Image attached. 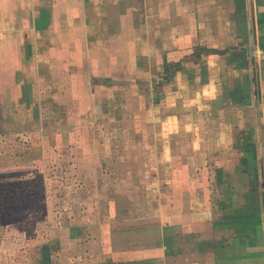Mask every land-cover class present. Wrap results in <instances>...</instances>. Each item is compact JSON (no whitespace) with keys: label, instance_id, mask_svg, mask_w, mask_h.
Masks as SVG:
<instances>
[{"label":"rangeland","instance_id":"374dc122","mask_svg":"<svg viewBox=\"0 0 264 264\" xmlns=\"http://www.w3.org/2000/svg\"><path fill=\"white\" fill-rule=\"evenodd\" d=\"M29 29L0 26V63L8 59L0 64V157L11 158L7 170L0 169V264H183L189 256L228 264L226 247L251 237L264 243L263 216L254 223L248 215L240 217L245 194L236 197L242 187L228 184L246 176L237 170V179L231 178L236 163L262 167L256 152L249 153L253 124L250 116L245 119L253 107L241 105L245 100L254 105L261 95L255 68L261 54L251 56L256 42H239L234 55L225 52L229 68L201 59L204 55L196 60L217 66L223 82L218 98L239 104L236 118L226 113L237 131L232 144L229 138L209 139V162L201 170L187 165L184 147L192 139L180 129L189 115L185 101L168 99L177 82L153 84L146 56L133 58L134 68L126 64V72L117 74L99 73L98 58H83L67 73L70 60L40 55L39 32ZM248 34L256 38L250 26ZM170 59L159 57L153 70L164 71ZM93 157L90 175L79 166ZM259 172L253 171L255 179ZM122 177L125 184L119 186ZM207 177L217 184L201 185ZM261 184L256 179L258 199L264 197ZM206 194L211 197L203 198ZM203 199H209L206 208L199 209ZM257 204L264 212V202ZM75 235L78 243L70 245Z\"/></svg>","mask_w":264,"mask_h":264},{"label":"crops","instance_id":"0c3cea01","mask_svg":"<svg viewBox=\"0 0 264 264\" xmlns=\"http://www.w3.org/2000/svg\"><path fill=\"white\" fill-rule=\"evenodd\" d=\"M0 24L7 26H26L28 24L29 31L39 32L37 51L49 60L51 58H66V62H68L69 59L71 66H64L65 70L69 69L67 73L72 72L71 67L80 64L83 58H98L100 60L98 63L99 73L104 69L105 72H126L128 67L134 68V66H129L132 59L143 54L150 63L152 83L156 84L158 77L161 80L170 65V62L167 65L164 63V66H167L164 71L163 69L153 70L155 66L159 65V57L165 56L167 60L169 57L174 62L188 58V61L184 62L185 68L175 72L169 82L170 86H175L173 84L177 83H175L176 88L168 93V99L181 98L185 101V111L189 115L184 120L187 124L180 129L186 131L187 138L192 139V142L188 140L189 143L184 147L185 152L189 155L187 165L193 164V167L201 168V170L207 168V161L209 162L207 159L210 155L207 146L209 139L212 138L213 141H216L217 137H220V140L229 138V145L232 144V137L236 136L235 132L237 131H234L235 129L231 126L234 119L231 121L226 113L229 112L233 116L231 118H236L237 111H239V107L236 106L239 104H231L230 102L233 101L229 97L218 98V94H221L220 91L223 88V82L219 79L222 74L216 72L217 66L207 65L204 62V64H196V59L189 58L191 56L188 53L189 46H193L195 51L198 48L208 49L209 54L203 50L200 58L204 56L201 59L219 61L221 68H229L230 63L225 61V52L231 49L233 52L231 51L229 54L234 55L236 54L234 52L238 50L235 47L239 42H246V45L256 42L253 43L256 48L255 52L251 51V56L255 53L261 54V57L255 55V57L259 56V59H255V68L261 73L256 76L259 78V83L261 80L259 87L261 95L258 103L250 105L249 101L245 100L241 105L246 102L243 105L245 108L253 107L252 113H247L245 119L248 121V116H250L254 127L250 132L252 141H250L249 149L252 151L249 153L256 152L262 167L260 168L255 163H249V161L245 164L236 163L235 169L230 170L231 178L237 179L235 174L237 170H245L246 176L243 179L239 178V181L236 182L230 181V179L231 183L228 184L242 187L243 192L237 190L236 197L245 194L243 203L247 208L240 214V217L248 215V220H252L253 223L259 215L264 218V212L257 204L264 202V197L258 199L254 190L256 179L258 183L264 184V0H0ZM249 26L252 30L255 29L256 40L253 39V35L248 34ZM240 32L245 33L244 39H240ZM35 40L33 39V41ZM216 51H223V53L220 54ZM21 56L23 57V55ZM1 60L0 64H4L8 59L2 58ZM66 62L64 59L63 63L66 64ZM136 72L142 71L136 69ZM219 100L221 101L219 102ZM232 106L236 108H232ZM247 108L246 110H248ZM258 122L261 123L255 125ZM234 125L236 127L237 124ZM209 128H213L212 133L211 130L208 131ZM245 132L241 131L240 133L244 134ZM250 134L245 136H250ZM260 138L261 140H259ZM165 147V154L169 156L170 148L173 150V147L172 145ZM36 153L40 154V147L37 148ZM168 156L165 159L166 164L170 162ZM10 159L2 155L0 169L7 170L5 167H8V164H5V161L8 163L7 161ZM18 159L22 162L20 157ZM93 159L94 157L90 158V161L81 163L80 169H88L89 174L92 175L91 170L95 169V164L92 163ZM203 161L205 167L201 165ZM31 162L28 161L27 165H30ZM121 165L125 164L119 161L118 166ZM166 168L168 170L167 166ZM256 169L262 170V173L260 176L259 172L255 179L253 171ZM108 179L110 184L114 181L112 178ZM202 179L205 183H201V185L217 184L214 179L209 177ZM85 180L91 182L88 177ZM168 180H174V178H167L166 182ZM118 181L119 186H124L123 177L121 182L120 178ZM198 183L200 185V180ZM6 184L8 185L9 182ZM249 185L251 186L249 187ZM118 197H120L119 194ZM209 197H211L210 194L203 195V198ZM204 200L208 201L209 199H203L199 209L206 208ZM262 226L264 229V221ZM104 229L105 226L101 231L104 232ZM76 238L79 237L75 235L74 238H71L73 241L69 244H77ZM240 242L242 243H235L236 247L232 245L225 248L228 250L226 251L228 255L225 257L228 264H236V262L252 264L256 259H258L256 264H264L263 242L261 244L256 242L254 237L244 238V241ZM203 253L205 257L206 253L202 252L201 254ZM197 256L199 255L197 254ZM241 256L246 257L242 259ZM210 258L212 256L203 259L189 256L182 263L219 264L222 261L221 259L217 263L216 257Z\"/></svg>","mask_w":264,"mask_h":264},{"label":"trees","instance_id":"16d2710c","mask_svg":"<svg viewBox=\"0 0 264 264\" xmlns=\"http://www.w3.org/2000/svg\"><path fill=\"white\" fill-rule=\"evenodd\" d=\"M203 50L209 54V50L204 48V49H197V51H195L194 54H192L191 56H189V58L191 59H199L200 58V54L201 52H203ZM220 54L223 53V51H216ZM188 61V58H185L183 61H179V62H173L172 64L170 63L169 67H168V71L167 73H165L162 76V79L160 82L156 83L157 86L161 87L164 83L163 82H170L175 74V72H177L178 70H183L185 68L184 62Z\"/></svg>","mask_w":264,"mask_h":264}]
</instances>
